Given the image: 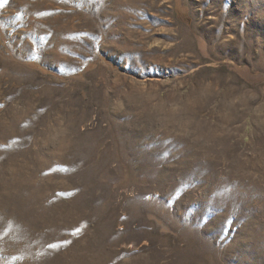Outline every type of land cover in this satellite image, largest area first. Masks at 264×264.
I'll return each instance as SVG.
<instances>
[{"label":"rangeland","instance_id":"obj_1","mask_svg":"<svg viewBox=\"0 0 264 264\" xmlns=\"http://www.w3.org/2000/svg\"><path fill=\"white\" fill-rule=\"evenodd\" d=\"M0 264H264V0H0Z\"/></svg>","mask_w":264,"mask_h":264}]
</instances>
